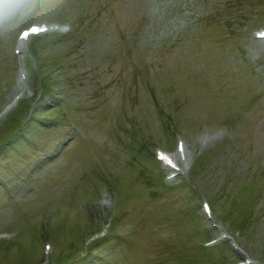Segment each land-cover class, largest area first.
Here are the masks:
<instances>
[{"label": "rangeland", "instance_id": "rangeland-1", "mask_svg": "<svg viewBox=\"0 0 264 264\" xmlns=\"http://www.w3.org/2000/svg\"><path fill=\"white\" fill-rule=\"evenodd\" d=\"M251 1L8 0L27 8L0 15V114L20 94L18 31L43 21L71 30L58 32L67 36L56 42L53 33L42 36L39 56L33 42L27 54L22 101L40 120L52 112L45 125L31 121L24 136L0 151V234L19 239L0 240V264L23 258L47 264L44 243L37 245L30 232L50 226L53 256L68 252L75 237L82 256L81 243L115 208L113 236L88 264H233L241 256L228 247L201 246L218 234L201 213L202 195L222 228L244 232L236 237L243 252L264 264V44L253 38L264 17H254L252 7L264 11V0ZM232 2L240 7L221 6ZM220 13L214 26L226 40L200 38L203 20ZM237 13L247 16L228 19ZM221 19L233 25L222 26ZM44 77L53 93L42 96ZM160 109L175 118L164 127ZM230 116L232 123L224 121ZM174 134L187 143L193 172L166 184H186L168 191L156 180L155 148L145 158L140 145L148 138L149 147L160 142L157 147L170 151L166 137ZM139 170L146 182L151 175L157 193L138 184ZM106 187L116 204L102 207L97 198ZM247 204L256 205L257 215L246 230L241 207ZM48 210L54 215L44 219ZM197 230L202 237L194 236Z\"/></svg>", "mask_w": 264, "mask_h": 264}, {"label": "clouds", "instance_id": "clouds-1", "mask_svg": "<svg viewBox=\"0 0 264 264\" xmlns=\"http://www.w3.org/2000/svg\"><path fill=\"white\" fill-rule=\"evenodd\" d=\"M27 5L22 3H9L8 0H0V15L8 16L19 9H26Z\"/></svg>", "mask_w": 264, "mask_h": 264}, {"label": "snow or ice", "instance_id": "snow-or-ice-1", "mask_svg": "<svg viewBox=\"0 0 264 264\" xmlns=\"http://www.w3.org/2000/svg\"><path fill=\"white\" fill-rule=\"evenodd\" d=\"M39 31V29H35V31L34 32H38ZM44 31H47V29H45ZM27 33H25V38H27Z\"/></svg>", "mask_w": 264, "mask_h": 264}]
</instances>
